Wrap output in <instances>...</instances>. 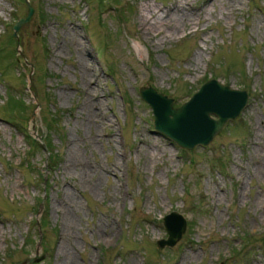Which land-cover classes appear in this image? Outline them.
<instances>
[{
    "label": "rangeland",
    "instance_id": "rangeland-1",
    "mask_svg": "<svg viewBox=\"0 0 264 264\" xmlns=\"http://www.w3.org/2000/svg\"><path fill=\"white\" fill-rule=\"evenodd\" d=\"M30 1L19 54L29 8L0 0V264H264V0ZM165 13L188 23L146 30ZM210 79L248 104L181 147L140 88L178 107ZM173 211L187 227L161 247Z\"/></svg>",
    "mask_w": 264,
    "mask_h": 264
},
{
    "label": "water",
    "instance_id": "water-1",
    "mask_svg": "<svg viewBox=\"0 0 264 264\" xmlns=\"http://www.w3.org/2000/svg\"><path fill=\"white\" fill-rule=\"evenodd\" d=\"M25 2L29 8L28 15L20 17L13 24V35L18 40L19 54H22L19 41L20 28L24 23L30 22L34 14L31 1L25 0ZM140 93L142 99L153 109L155 128L181 147L188 149L209 144L223 130L228 121L236 119L243 112L249 101L247 90L233 88L218 79L205 82L188 101L179 107L174 106L173 98L159 92L153 86H142ZM228 102L231 104L226 109L224 106ZM36 136L39 135L36 133ZM164 226L168 237L160 239L158 243L161 247L173 246L182 238L187 227V219L180 212L173 211L165 216ZM38 256L37 249L34 256L26 257L15 264L31 263Z\"/></svg>",
    "mask_w": 264,
    "mask_h": 264
},
{
    "label": "bare ground",
    "instance_id": "bare-ground-1",
    "mask_svg": "<svg viewBox=\"0 0 264 264\" xmlns=\"http://www.w3.org/2000/svg\"><path fill=\"white\" fill-rule=\"evenodd\" d=\"M175 6L177 9H183L184 8V3H183V0H176L175 2ZM156 15V14H154ZM187 18L181 14H176V16H173V14H169V13H165V14H159L158 15V20H155V22H150L147 17H144V24L146 25V30L147 31H150L151 29H156V28H159L160 26H165L167 28H169L170 30V34H174L177 29L179 28V26L181 25V23L184 24L185 23H188V21L186 20ZM89 83L92 82V78H90L89 80ZM88 95L89 97H93V98H97L99 97L98 93L97 92H94L92 91L91 89L88 90ZM213 104V103H212ZM231 103H227L224 107L227 109L229 106H230ZM91 107L94 108L95 110L93 111L97 116L99 115L100 117L101 116H106L105 112L101 109V105L99 102H94L91 104ZM91 110V109H89ZM92 111V110H91ZM101 114V115H100ZM107 117V116H106ZM97 118V117H96ZM108 119V118H107ZM97 120H100L97 118ZM96 120V121H97ZM102 121V120H100ZM104 122V120L102 121ZM104 123H108V122H104ZM198 129L201 131V129L198 127ZM261 132V133H260ZM260 135L263 136L264 135V129L263 131L260 130ZM262 149H261V154H262ZM259 168V167H258ZM262 169L259 168V172H261Z\"/></svg>",
    "mask_w": 264,
    "mask_h": 264
},
{
    "label": "trees",
    "instance_id": "trees-1",
    "mask_svg": "<svg viewBox=\"0 0 264 264\" xmlns=\"http://www.w3.org/2000/svg\"><path fill=\"white\" fill-rule=\"evenodd\" d=\"M10 38H11V40H14L13 33H11ZM4 49H6V48H3V50H4ZM15 55H16V54H15ZM15 55H13V59H14V61L16 62L15 65H19V64H18V60L16 59V56H15ZM5 73H6V72H5ZM13 101H15L16 103H19L18 100H14V98H11L10 101H9V103H10V102H13ZM9 107H10V106H9ZM19 108H21V107H20L18 104H12V105H11V109H12L13 111H12V110H10V111L14 112L15 109L18 110ZM12 112H11V113H12ZM45 118H46V121H47V123H46L47 126L50 128V131H52V130H53V124H54V123H53L50 119H48L47 116H45ZM45 118H44V119H45ZM54 125H55V124H54ZM24 131H25V134L27 133V136H28V133H29V132L26 131V130H24ZM52 132H53V131H52ZM28 137L31 138V136H28ZM43 139H44V145H45V147H46V148H49V146L51 145V144H50V139H49V140H48L47 138H43ZM34 142H39V141H37L36 139H34ZM41 145L43 146L42 143H41ZM52 160H53V157H52ZM48 161H50V159H49ZM52 166H53V164H52Z\"/></svg>",
    "mask_w": 264,
    "mask_h": 264
}]
</instances>
